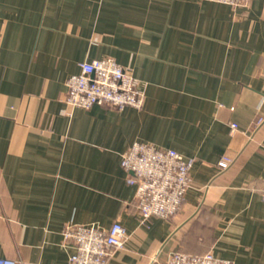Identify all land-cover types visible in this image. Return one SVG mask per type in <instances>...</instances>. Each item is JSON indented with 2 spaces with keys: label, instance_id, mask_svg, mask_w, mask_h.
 <instances>
[{
  "label": "crops",
  "instance_id": "obj_1",
  "mask_svg": "<svg viewBox=\"0 0 264 264\" xmlns=\"http://www.w3.org/2000/svg\"><path fill=\"white\" fill-rule=\"evenodd\" d=\"M107 56L144 84L143 108L65 102L68 77ZM259 118L264 0H0V257L68 264L66 223L120 221L108 264L174 251L264 264ZM137 141L195 158L178 212L147 225L121 164Z\"/></svg>",
  "mask_w": 264,
  "mask_h": 264
},
{
  "label": "built area",
  "instance_id": "obj_2",
  "mask_svg": "<svg viewBox=\"0 0 264 264\" xmlns=\"http://www.w3.org/2000/svg\"><path fill=\"white\" fill-rule=\"evenodd\" d=\"M231 6L246 5L250 0H209ZM80 72L68 77L65 102L72 107L90 108L109 105L118 109L143 108L146 98L144 84L133 72L114 57L82 62ZM258 119V124L263 122ZM232 132L238 128L231 123ZM233 158L224 155L218 164L229 167ZM195 158L185 157L173 148H163L147 142H134L122 153L121 164L129 174L128 183L135 186L140 224L147 225L152 217L169 218L181 207L191 185V170ZM264 198V194H263ZM63 242L74 248L68 264H108L113 254L126 243L129 233L120 221L108 229L96 224L66 223ZM0 264H18L10 257H0ZM165 264H233L230 259L217 257L213 252L191 254L170 253Z\"/></svg>",
  "mask_w": 264,
  "mask_h": 264
}]
</instances>
